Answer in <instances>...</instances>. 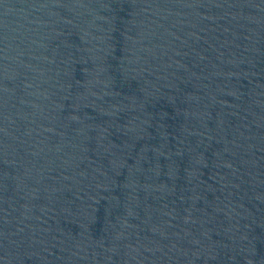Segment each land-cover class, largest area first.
<instances>
[{
	"label": "water",
	"instance_id": "obj_1",
	"mask_svg": "<svg viewBox=\"0 0 264 264\" xmlns=\"http://www.w3.org/2000/svg\"><path fill=\"white\" fill-rule=\"evenodd\" d=\"M0 264H264V0H0Z\"/></svg>",
	"mask_w": 264,
	"mask_h": 264
}]
</instances>
